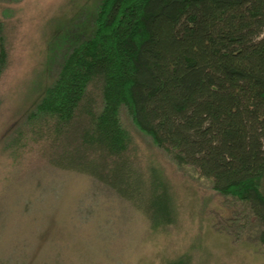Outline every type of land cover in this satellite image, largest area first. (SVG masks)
Returning <instances> with one entry per match:
<instances>
[{
	"label": "trees",
	"instance_id": "16d2710c",
	"mask_svg": "<svg viewBox=\"0 0 264 264\" xmlns=\"http://www.w3.org/2000/svg\"><path fill=\"white\" fill-rule=\"evenodd\" d=\"M122 106L178 165L240 200L264 247V0H101L94 34L26 117L48 163L91 176L164 231L170 185L142 164Z\"/></svg>",
	"mask_w": 264,
	"mask_h": 264
},
{
	"label": "rangeland",
	"instance_id": "374dc122",
	"mask_svg": "<svg viewBox=\"0 0 264 264\" xmlns=\"http://www.w3.org/2000/svg\"><path fill=\"white\" fill-rule=\"evenodd\" d=\"M101 0H0L7 62L0 75V264H264L260 226L244 204L134 123L138 156L169 183L175 222L146 216L96 179L57 168L27 133L26 117L74 46L95 31Z\"/></svg>",
	"mask_w": 264,
	"mask_h": 264
}]
</instances>
